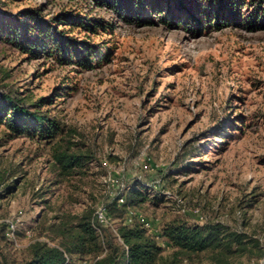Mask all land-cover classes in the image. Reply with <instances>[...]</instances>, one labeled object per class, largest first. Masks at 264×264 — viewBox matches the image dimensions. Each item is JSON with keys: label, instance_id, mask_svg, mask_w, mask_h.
<instances>
[{"label": "rangeland", "instance_id": "rangeland-1", "mask_svg": "<svg viewBox=\"0 0 264 264\" xmlns=\"http://www.w3.org/2000/svg\"><path fill=\"white\" fill-rule=\"evenodd\" d=\"M18 2L2 9L15 15L41 7L48 20L84 7L86 16L115 22L116 48L107 62L86 70L31 59L0 42V89L51 100L43 110L61 120L66 134L72 131L74 150L93 156L79 175L60 178L52 144L10 139L0 126V193L7 196L2 213L24 226L17 234L21 247L6 248L0 240V264H22L26 232L35 233L44 208L49 217L77 214L119 196L130 199L132 188L167 195L166 202L135 208L156 230L176 214L191 223L202 216L247 233L264 248V30L233 25L198 36L127 24L82 0ZM41 200L49 204L40 207ZM237 264L262 260L248 254Z\"/></svg>", "mask_w": 264, "mask_h": 264}, {"label": "trees", "instance_id": "trees-1", "mask_svg": "<svg viewBox=\"0 0 264 264\" xmlns=\"http://www.w3.org/2000/svg\"><path fill=\"white\" fill-rule=\"evenodd\" d=\"M5 1L0 5V42L16 47L31 59L44 57L92 70L107 62L116 48L112 45L115 22L86 16L82 12L84 7L78 11L63 9L47 20L41 7L6 14L2 9L5 5L18 1L22 5L24 0ZM82 1L91 2L127 24L164 25L198 36L233 25H242L250 31L264 30V0ZM56 23L66 28H58ZM75 33L86 38H77ZM92 38L100 40L94 42ZM46 103L52 101L44 98L32 101L0 89V126L7 129L10 139L29 137L52 144L60 178L79 175L93 156L91 152L73 149L72 131L66 134L61 120L43 110ZM59 183L61 181H57ZM131 195L130 199L124 197L122 204L119 196L105 205L107 225L98 220L96 209L86 208L77 214L59 211L49 217L44 208L35 219V233L32 232L35 240L26 247L22 264H80L83 261L94 264H237L248 254L259 257L264 264V248L257 240L217 221L191 223L185 216L176 214L163 220L159 230L161 239H156L140 222L141 215L135 208L147 202H166L167 195L152 196L147 188H132ZM4 198L7 196L0 193V240L7 248L14 242L7 237L5 220L9 218L2 213L1 205ZM39 203L40 207L49 204L47 200ZM23 227L17 231L18 235ZM167 248L170 252L165 254ZM3 249L0 247V253Z\"/></svg>", "mask_w": 264, "mask_h": 264}, {"label": "built area", "instance_id": "built-area-1", "mask_svg": "<svg viewBox=\"0 0 264 264\" xmlns=\"http://www.w3.org/2000/svg\"><path fill=\"white\" fill-rule=\"evenodd\" d=\"M178 201L182 202V200H178ZM119 202L123 203L124 198L123 197L119 198ZM194 213L197 214V216H200L199 210H195ZM95 214L101 223H103L104 225L108 224L109 218H108L106 207L103 204L99 208L96 209ZM139 219H140V222L142 224H144V226L147 228V230L149 231L150 234L155 236V238L158 240L161 239L160 231L156 230L154 228L152 222H150L148 219H146L143 216H139ZM200 221H203L202 216H200ZM0 222H1V220H0ZM5 222L8 224L7 237L9 238V240L14 242L16 247H18V248L21 247L19 242H18L17 231L19 230L20 226L23 225V223L20 221V219H16V218L7 219V220H5ZM26 238L29 241V244L35 240L34 234L30 231L26 232ZM162 246L165 247L166 244L162 243ZM80 264H94V263L88 262V261H83Z\"/></svg>", "mask_w": 264, "mask_h": 264}, {"label": "crops", "instance_id": "crops-1", "mask_svg": "<svg viewBox=\"0 0 264 264\" xmlns=\"http://www.w3.org/2000/svg\"><path fill=\"white\" fill-rule=\"evenodd\" d=\"M29 245V242L25 243L24 246L27 247Z\"/></svg>", "mask_w": 264, "mask_h": 264}]
</instances>
